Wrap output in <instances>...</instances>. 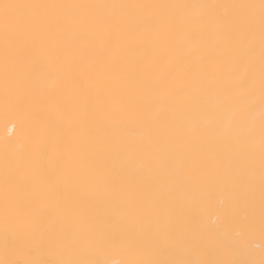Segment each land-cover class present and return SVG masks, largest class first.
Returning <instances> with one entry per match:
<instances>
[{"label": "snow or ice", "instance_id": "obj_1", "mask_svg": "<svg viewBox=\"0 0 264 264\" xmlns=\"http://www.w3.org/2000/svg\"><path fill=\"white\" fill-rule=\"evenodd\" d=\"M191 8L203 11L198 16L175 11ZM256 8L258 16L250 11ZM193 26L200 31V44L215 39L228 44L234 62L224 97L206 100L180 131L194 137H225L235 145L234 165L219 178L234 208L243 210V227L254 233L258 225L264 239V0L259 5L0 0L5 115L10 97L23 94L27 100L25 107L15 109L19 133L5 144L23 143L30 120L36 136L48 146V163L38 170L29 153L5 151L0 173V264H264V248L259 259L243 245L230 248L242 258H216L209 251L205 258L191 259L193 246L169 243L182 236L185 219L167 214L166 203L141 189L120 162L125 154L138 150L135 146L123 145L113 136L108 142L114 153L58 150L73 129L107 119L106 113L73 112L52 131L40 122L53 92L45 86L51 75L57 79L67 75L84 56L86 67L115 62L127 46L125 35L133 29L149 42L163 44ZM159 78L169 86L175 83L171 65L159 69ZM231 89L238 94L232 96ZM208 93L212 96L215 91L210 88ZM227 104L234 105L230 113H225ZM152 114L164 116L159 98L153 102ZM145 164L164 168L167 160L162 152H150ZM85 192L92 199H84ZM198 213L193 209L194 216ZM113 253L122 258L112 261L108 257Z\"/></svg>", "mask_w": 264, "mask_h": 264}, {"label": "bare ground", "instance_id": "obj_2", "mask_svg": "<svg viewBox=\"0 0 264 264\" xmlns=\"http://www.w3.org/2000/svg\"><path fill=\"white\" fill-rule=\"evenodd\" d=\"M42 3H107V4H254L260 0H24ZM182 15L198 16L202 9L175 10ZM223 11V10H218ZM257 16L259 9L250 10ZM127 46L115 62L101 66H87V56L59 79L51 75L45 86L53 90L50 100L42 109L41 124L49 131L58 127L73 112L82 115L96 110L108 118L88 121L84 128H75L58 144L60 152L77 153L115 152L108 142L110 137L123 145L138 150L125 154L121 163L130 170L141 189L153 193L167 207L164 211L173 217H183L182 236L169 243L177 247L193 246L191 259H201L209 251L216 258H242L230 251L235 245L251 250L256 259L264 248L259 228L248 233L243 227V210L233 206L230 192L219 178L235 162V145L225 137L189 136L185 128L190 117L208 99L224 97L230 82L233 52L223 40L200 44V31L193 26L166 43H151L138 29L125 35ZM258 55V49H257ZM171 65L175 83L171 86L160 80L159 69ZM190 74L192 78H186ZM215 94L210 96L209 89ZM230 94L236 96L237 89ZM159 98L164 116L153 117V102ZM27 100L23 94L12 96L6 102L0 89V173L5 151L29 153L37 170L48 163V146L36 136L32 122L26 124L23 143L5 144L6 139L19 133L17 107L23 108ZM233 104L225 105L230 113ZM255 115L259 118L257 100ZM16 125L14 128L13 125ZM162 152L167 160L164 168L145 164L147 153ZM258 177V164H257ZM258 195V185H257ZM83 198L92 199L88 192ZM193 209L199 213L194 216ZM44 211L46 209H38ZM50 211L51 209H47ZM258 215V209H257ZM239 218V219H237ZM215 221V223H213ZM164 243L163 241L161 242ZM3 252L0 248V257ZM118 261L122 257L113 253L109 257ZM175 258V257H173Z\"/></svg>", "mask_w": 264, "mask_h": 264}]
</instances>
